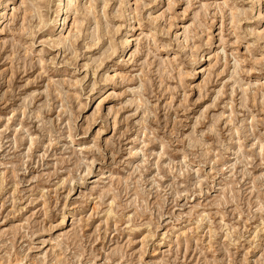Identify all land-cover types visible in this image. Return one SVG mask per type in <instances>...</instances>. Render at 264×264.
Segmentation results:
<instances>
[{"label":"rangeland","instance_id":"rangeland-1","mask_svg":"<svg viewBox=\"0 0 264 264\" xmlns=\"http://www.w3.org/2000/svg\"><path fill=\"white\" fill-rule=\"evenodd\" d=\"M58 1L0 0V264H264V0Z\"/></svg>","mask_w":264,"mask_h":264},{"label":"bare ground","instance_id":"bare-ground-1","mask_svg":"<svg viewBox=\"0 0 264 264\" xmlns=\"http://www.w3.org/2000/svg\"><path fill=\"white\" fill-rule=\"evenodd\" d=\"M64 2H65V0H59V1H58V4L61 5V4L64 3ZM89 9H91V8H89ZM18 264H19V263H18Z\"/></svg>","mask_w":264,"mask_h":264}]
</instances>
